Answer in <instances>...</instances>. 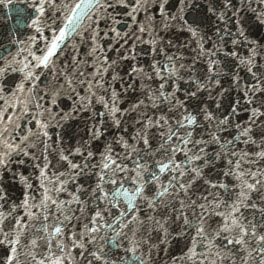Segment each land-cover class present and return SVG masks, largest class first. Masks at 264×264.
Wrapping results in <instances>:
<instances>
[{"label":"snow or ice","instance_id":"6c2138e0","mask_svg":"<svg viewBox=\"0 0 264 264\" xmlns=\"http://www.w3.org/2000/svg\"><path fill=\"white\" fill-rule=\"evenodd\" d=\"M16 3L0 264H264V0Z\"/></svg>","mask_w":264,"mask_h":264},{"label":"water","instance_id":"95a60500","mask_svg":"<svg viewBox=\"0 0 264 264\" xmlns=\"http://www.w3.org/2000/svg\"><path fill=\"white\" fill-rule=\"evenodd\" d=\"M16 7H18L16 0H13V5L10 8H5L3 5H0V44L7 45L8 41L5 37L9 35L10 31L13 34L17 31H23L17 23L21 17L18 16ZM0 51H2V49H0ZM176 254L178 255L179 253L176 252ZM161 255H163V253H161Z\"/></svg>","mask_w":264,"mask_h":264}]
</instances>
